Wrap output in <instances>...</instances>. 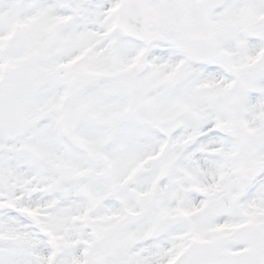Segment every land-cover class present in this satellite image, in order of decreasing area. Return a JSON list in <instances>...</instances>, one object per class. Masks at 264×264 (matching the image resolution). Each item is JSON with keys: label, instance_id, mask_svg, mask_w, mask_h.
Masks as SVG:
<instances>
[{"label": "snow or ice", "instance_id": "obj_1", "mask_svg": "<svg viewBox=\"0 0 264 264\" xmlns=\"http://www.w3.org/2000/svg\"><path fill=\"white\" fill-rule=\"evenodd\" d=\"M0 264H264V0H0Z\"/></svg>", "mask_w": 264, "mask_h": 264}]
</instances>
